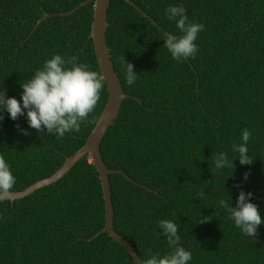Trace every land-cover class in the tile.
Wrapping results in <instances>:
<instances>
[{"label": "trees", "instance_id": "obj_1", "mask_svg": "<svg viewBox=\"0 0 264 264\" xmlns=\"http://www.w3.org/2000/svg\"><path fill=\"white\" fill-rule=\"evenodd\" d=\"M81 1L0 0V90L6 96L19 101L20 85L57 54L75 56L76 63L99 73L88 36L91 2L49 16L31 32L44 13L65 12ZM131 1L167 32L179 34L165 15L176 5L204 30L195 41L196 56L178 62L163 46L162 30L126 1L108 0L105 42L129 96L121 98L99 151L107 168L158 190L108 174L115 232L127 239L139 262L172 251L158 227L168 219L178 225L180 246L192 253L188 264H264V224L258 235L246 237L219 205L223 199L235 207L241 190L251 192L250 202L264 219V0ZM123 58L138 75L131 86ZM106 96L104 84L80 130L62 138L30 128L26 111L12 120L0 110V155L16 178L12 190L50 175L80 147ZM245 128L253 132L251 165H241L232 150ZM219 152L233 160V169H216ZM205 216L207 222H198ZM103 222L97 172L84 156L54 183L0 201V264H133L106 232L86 240Z\"/></svg>", "mask_w": 264, "mask_h": 264}, {"label": "clouds", "instance_id": "obj_2", "mask_svg": "<svg viewBox=\"0 0 264 264\" xmlns=\"http://www.w3.org/2000/svg\"><path fill=\"white\" fill-rule=\"evenodd\" d=\"M168 20L175 21L178 33L167 32L164 35L163 46L176 61L194 58L199 49L195 41L199 33L204 30V25L189 21L186 9L183 5L169 6L165 9ZM76 57H63L53 55L46 60L40 70L23 85L21 98L6 96L5 91L0 90V110H6L12 120L20 116L27 117L30 128L48 134H56L62 138L68 132H78L80 125L93 112L100 100V94L104 87L102 74L90 70L89 65L76 63ZM125 80L131 86L138 75L134 72V66L124 60ZM3 115L0 114V120ZM19 128V126L17 125ZM27 135L26 130H21ZM253 132L247 128L241 134V143L233 144L232 150L238 153L241 165H251L253 159L249 156L248 142ZM216 169L225 167L234 168L233 160H229L227 153L219 152L214 157ZM247 179V173L244 174ZM16 184V178L12 174L9 164L3 155H0V200L8 198ZM203 197L204 193H198ZM251 192L241 190L236 199V206L231 207L228 202L221 199L219 205L223 207L240 229L247 236L258 235V226L264 224V219L259 214L258 206L250 202ZM209 220L208 216L198 222L204 223ZM161 233L167 239L171 252L160 256L158 253L151 254L150 258L139 264H188L192 259V253L180 246L181 237L178 235V225L173 220L163 219L158 221ZM151 252V250H149Z\"/></svg>", "mask_w": 264, "mask_h": 264}, {"label": "water", "instance_id": "obj_3", "mask_svg": "<svg viewBox=\"0 0 264 264\" xmlns=\"http://www.w3.org/2000/svg\"><path fill=\"white\" fill-rule=\"evenodd\" d=\"M124 1L132 5L136 10H138L157 29L162 30L164 34L167 33V31L163 30L160 26H158L145 12H143L131 0H124ZM89 2H91L92 4V19L90 22L88 36L91 39L92 48H93L96 64L98 67V71L104 77V84H105V88L107 92L105 103L98 117L96 118L93 126L91 127L89 133L85 137L84 142L73 153L66 156L64 158V161L54 172H52L50 175L46 177H43L41 179H38L32 182L31 184L27 185L21 190H12L11 195L5 199L12 202L15 199L22 198L32 193L34 190L42 186L48 185L50 183H54L63 174H65L74 165V163L77 160L85 156L89 159V161L94 166L97 172L100 189H101L103 208H104V222H103L102 228L98 230L97 232H95L90 237H88L86 240H90L94 238L97 234L101 232H106L107 235L111 239L119 243L125 249V251L131 257L133 264H139V258L137 254L135 253L134 249L132 248V246L130 245V243L127 241L126 238H124L123 236L115 232L113 228V225H112L113 209H112V204L110 200V192H109V184H108L107 175L110 173H119L126 180L130 181L132 184L138 187L144 188L154 193H158V190L151 189L150 187H147L144 184L133 181L128 175H126L120 169L107 168L102 161L101 154L99 151V143L101 141V138L104 135L105 131L107 130L108 126L111 124L112 120L116 117V113L120 105L121 98L129 96L128 94L124 93L120 87L119 79L111 65L108 51H107L106 42H105L104 30L106 26V10L108 6V0H84L65 12L44 13L41 17H39L36 20V23L34 27L32 28L31 32L45 18L49 16L57 15V14L66 15V14L72 13L75 9ZM132 97L136 99L137 101H139L135 96H132Z\"/></svg>", "mask_w": 264, "mask_h": 264}]
</instances>
